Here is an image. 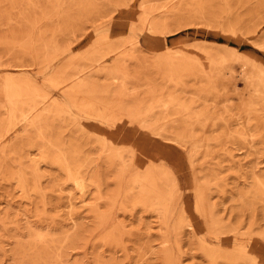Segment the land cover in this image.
I'll list each match as a JSON object with an SVG mask.
<instances>
[{
  "label": "rangeland",
  "instance_id": "rangeland-1",
  "mask_svg": "<svg viewBox=\"0 0 264 264\" xmlns=\"http://www.w3.org/2000/svg\"><path fill=\"white\" fill-rule=\"evenodd\" d=\"M0 264H264V0H0Z\"/></svg>",
  "mask_w": 264,
  "mask_h": 264
}]
</instances>
